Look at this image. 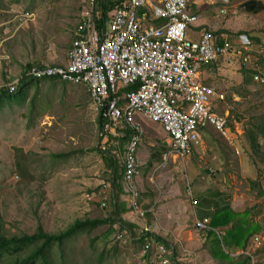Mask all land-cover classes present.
<instances>
[{"label":"crops","instance_id":"crops-1","mask_svg":"<svg viewBox=\"0 0 264 264\" xmlns=\"http://www.w3.org/2000/svg\"><path fill=\"white\" fill-rule=\"evenodd\" d=\"M189 10L198 16L186 32L189 39L197 41L209 31L219 41L230 39L234 43L245 35L251 43L250 63L244 64L232 54L200 71V80L223 96L216 98L213 108L227 118V135L208 126L201 130L200 144L190 155L166 158L170 144L163 126L139 116L144 134L137 153L140 168L135 183L146 215L140 217L131 209L123 179L120 198L126 209L122 217L141 230L147 227V232L167 244L169 264H249L250 255L264 264V117L250 112L256 106L264 107V97L260 104L247 101L249 93L264 88L253 80L256 67L264 68V0H190ZM67 62L68 58L59 64ZM229 110L234 115L230 116ZM96 115L99 132L100 116ZM124 129H118V135L110 134L104 149L100 140L99 145L87 148L91 152L76 149L53 155L102 163L97 179L88 182L80 177L82 182L75 185L78 203L85 209L83 217H104L112 210L111 197L119 187L113 169L123 166L118 165L114 152L121 155L129 141L123 142ZM248 131L260 147H253ZM188 187L196 203L188 195ZM102 203L105 208H101ZM207 217L211 228L198 232L196 220ZM257 237L262 239L260 245Z\"/></svg>","mask_w":264,"mask_h":264},{"label":"built area","instance_id":"built-area-1","mask_svg":"<svg viewBox=\"0 0 264 264\" xmlns=\"http://www.w3.org/2000/svg\"><path fill=\"white\" fill-rule=\"evenodd\" d=\"M114 1L116 7L102 31L96 24L97 0H84L67 52L68 62L34 66L27 76L55 77L84 86L93 110L104 120L100 131L102 149L110 134L118 135L120 128L130 130L122 159L124 185L131 209L144 217L146 210L140 207V192L135 184L140 168L137 153L144 134L138 117L163 126L170 144L166 158L172 154L180 159L190 155L200 144L201 130L208 126L226 136L227 118L213 108L216 98L223 96L200 80V71L232 54L244 64L250 63L251 43L245 35L234 43L230 39L219 41L209 31L197 41L189 39L186 32L198 19L189 10L190 0ZM253 80L264 87V68L256 67ZM132 85L137 88L122 91ZM187 193L196 203L190 187ZM102 207L106 204L102 203ZM210 221L208 217L197 219V231L210 229ZM141 231L147 233L148 228ZM255 241L260 245L262 239L257 237ZM146 254V260L155 264H169L171 260L170 250L155 239L145 244L143 255ZM250 257L249 264H258Z\"/></svg>","mask_w":264,"mask_h":264},{"label":"rangeland","instance_id":"rangeland-1","mask_svg":"<svg viewBox=\"0 0 264 264\" xmlns=\"http://www.w3.org/2000/svg\"><path fill=\"white\" fill-rule=\"evenodd\" d=\"M29 7L34 13L26 15L24 10ZM83 7L84 0H0V89H16L24 79L27 64L65 62ZM30 90L29 99L35 93L34 88ZM263 94L264 88L249 93L247 101L260 104ZM3 109L0 231L3 228L8 236L33 233L38 222L46 230L55 231L76 217L82 218L85 209L78 203L75 185L82 182L80 177L88 182L97 179L102 163H91L89 158L63 160L53 155L76 149L91 152V147L99 145L98 117L85 87L42 85L32 111L27 104ZM231 111L230 116L234 115ZM250 112L260 117L264 107L256 106ZM114 155L122 165L124 152ZM95 233L99 230L90 237ZM87 242L88 236L82 235L67 243L70 264H95V252L89 250ZM120 246L117 253L107 255L104 264H155L146 260L142 246L128 242L126 236ZM11 261L5 257L0 264Z\"/></svg>","mask_w":264,"mask_h":264},{"label":"trees","instance_id":"trees-1","mask_svg":"<svg viewBox=\"0 0 264 264\" xmlns=\"http://www.w3.org/2000/svg\"><path fill=\"white\" fill-rule=\"evenodd\" d=\"M116 4L117 3L114 0H97L96 24L100 30L104 31L106 29L109 18L111 17V13L115 9ZM24 11L29 14L34 13V10L31 7ZM155 23L158 24L160 21H156ZM30 66L33 65H26L24 73L28 68H30ZM43 66L44 65L37 63L35 67L41 68ZM57 84L66 85L68 83L60 81L56 78L28 79L25 77L20 81L18 87L14 90H10L9 88L0 89V114L3 113V108L8 105L12 106L29 104L32 107L36 102L37 93L39 92V89L42 87V85L51 86ZM31 88L35 89V93L33 94L32 98L29 99ZM136 88L137 85H132L124 88L123 90L131 91L135 90ZM263 97L264 94L262 98ZM259 108L262 109V107ZM231 113H234V111L232 110ZM260 117H264V112ZM29 120L33 121V119ZM103 121V118L100 117V130L102 128ZM252 134L253 133H249V136L253 142V147H260L256 137ZM129 136L130 130L125 128V138L123 139V142L126 139H129ZM112 161L114 163L116 162L115 159H112ZM124 171V166L121 168L114 167L113 169L114 174L116 173L117 179L119 180V187L118 192H116L115 195L111 197L112 207L110 208H112V210L109 212L107 211L106 216L104 217H77L67 223L64 227H61L55 231L46 230L43 224L38 222L33 233H22L21 235L13 234L8 236L5 234L2 228L0 231V263L3 258L6 257L12 258L11 264H70V261L67 257L66 245L68 242L82 235L88 236V242L86 244L89 250L95 252V264H104L107 260V255H114L119 251L121 247L119 236L121 234L127 237L128 242H134L137 246H142L143 251L145 244L151 239L162 242V240L154 237L149 232L142 233L139 227L122 217V214L126 209L125 203H123L120 198V190H122L121 185L123 183L122 180L124 179ZM230 219L231 218L228 217L226 218V221L229 222ZM98 230L99 233H95L92 237H90L91 234ZM112 234L115 235H113L111 238ZM144 257L147 259L149 258V255L146 254Z\"/></svg>","mask_w":264,"mask_h":264},{"label":"clouds","instance_id":"clouds-1","mask_svg":"<svg viewBox=\"0 0 264 264\" xmlns=\"http://www.w3.org/2000/svg\"><path fill=\"white\" fill-rule=\"evenodd\" d=\"M26 15H30L29 13H27V12H24ZM68 52V51H67ZM33 66H30V68H32V67H34V66H36L35 64H32ZM53 65H57V64H52V65H49V66H53ZM43 67H45V66H43ZM30 68H28L26 71H25V73L23 74L24 75V78L26 77V78H28V79H30V78H34V77H31V76H27V71L30 69ZM42 68V67H41ZM43 78H55V77H43ZM35 79H40V78H35ZM57 79V78H56ZM58 80H60V79H58ZM60 81H62V80H60ZM64 82V81H63ZM20 83V82H19ZM67 83V82H66ZM69 84H72V83H69ZM74 85V84H73ZM123 237H124V235H123ZM122 237V238H123ZM120 238V237H119ZM120 240H121V238H120Z\"/></svg>","mask_w":264,"mask_h":264}]
</instances>
